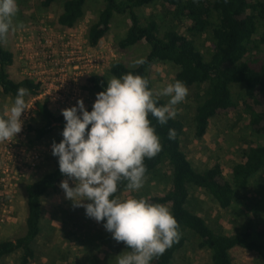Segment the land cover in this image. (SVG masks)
<instances>
[{
  "label": "trees",
  "instance_id": "trees-1",
  "mask_svg": "<svg viewBox=\"0 0 264 264\" xmlns=\"http://www.w3.org/2000/svg\"><path fill=\"white\" fill-rule=\"evenodd\" d=\"M58 0H43L42 6L50 8ZM88 0H66L59 16L60 26L72 29L85 16ZM104 7L98 19L88 30V42L98 47L111 29L114 18L127 16L131 26L118 43L121 51L146 43L150 52L143 64L129 68L122 62H115L104 74H93L86 81V90L95 100L104 91L107 81L128 73L139 74L149 79L154 88L151 68L155 63L172 64L179 71L176 80L187 87L204 86L198 99L195 116V136L202 140L213 119L237 110L239 99L234 97V86L244 87L242 107L249 117L253 132L264 136V0H102ZM159 2L163 18L177 24L187 22L186 33L181 34L176 25L162 31L158 19L149 18L143 22L140 10ZM10 34V33H9ZM9 36V35H8ZM210 42L206 52L200 48V41ZM14 63V54L0 45V96H9L13 102L20 88L29 90L30 99L41 94V85L31 79L14 81L8 68ZM161 105L167 104L160 98ZM93 104L88 108L92 110ZM1 111V110H0ZM38 116L43 121L40 128L28 126V133L35 132L36 140L42 141L58 125L63 129L66 121L62 114H56L47 99L38 104ZM161 139L162 151L152 159H146V177L159 174L162 168L171 170L169 191L161 196L147 198L150 202L171 206V211L180 226L178 242L169 248L153 264H172L188 242L185 232H191L200 240L199 247L211 253L213 264H234L232 252L236 248L255 254L264 261V225L255 230L251 223L245 231L226 235L211 226L202 216L189 208L192 190H204L218 203L221 209L229 210L243 192L252 185L255 178L264 172V145L252 146L243 154V161L234 165L227 179L221 166L198 172L182 150L185 124L171 119L166 125L149 117ZM169 129H175L176 138L170 140ZM145 177V178H146ZM63 176L57 164L54 171L27 185L28 217L26 232L15 240L0 241V264L14 255L20 256V264H30L36 258V245L43 233L44 201L50 194L60 192ZM126 189L121 186V195ZM258 227V225H257ZM119 246L127 251L123 242Z\"/></svg>",
  "mask_w": 264,
  "mask_h": 264
},
{
  "label": "rangeland",
  "instance_id": "rangeland-1",
  "mask_svg": "<svg viewBox=\"0 0 264 264\" xmlns=\"http://www.w3.org/2000/svg\"><path fill=\"white\" fill-rule=\"evenodd\" d=\"M42 1L17 0L19 11L13 19V24H22L23 27H16L15 31H11L4 43V48L14 54V63L8 68V72L16 82L28 78L27 65L33 61L35 53L42 55L47 50H55L58 53L65 49L70 51L71 45L78 43V46L88 47V30L104 7L102 0H88L84 18L74 28L67 29L58 23L66 0H58L50 8H44ZM140 15L143 22L152 17L158 19L162 31L176 25L181 34L186 33L187 22L180 25L169 19L165 20L159 2L141 9ZM130 26L127 16L117 15L109 33L95 49L104 54L111 65L120 61L129 68H136L140 65L136 61H144L150 52L146 43L124 52L119 49L118 43L125 37ZM260 31H264V21ZM200 42V48L206 55L212 44L205 40ZM178 71V67L172 64L155 63L151 68L155 90L159 91L177 81ZM86 84L85 81V88ZM188 89L189 94L185 101L176 106V119L185 124L182 150L198 172L221 166L228 179L231 168L243 161L245 151L252 146L264 145V136L253 132L249 117L243 111L244 87L232 88L234 97L239 99V108L213 119L202 140L195 136L194 120L198 99L205 87L194 86ZM85 92L90 107L95 102V96L86 89ZM161 99L168 103V97ZM12 103L11 97L0 96L1 111ZM30 124L37 129L42 127L43 121L37 114ZM63 130L58 125L42 141L35 139V132L28 133L26 151L32 156L36 150L40 154V160L34 166L29 165L26 172H17L15 168L7 184L0 180V241L15 240L25 234L28 217L26 187L56 168L58 158L52 155V145L53 142L59 143L63 139ZM171 176L170 168L164 167L159 174L146 177L144 187L138 192L126 190L120 196L149 198L164 195L170 189ZM69 183L70 186H75L74 182ZM191 195L189 208L226 235L245 231L248 223H251L255 230L264 225V172L255 178L246 192L238 196L229 210L221 209L204 190L194 188ZM167 207L171 210V206ZM185 234L188 242L176 254L172 264H213L211 253L199 247V238L188 231ZM125 251L106 231L103 223L88 218L84 207H74L61 189L57 194H50L44 201L43 233L36 245V258L30 264H116V257ZM232 258L234 264H264L258 256L242 248L233 250ZM2 264H20V256L14 255Z\"/></svg>",
  "mask_w": 264,
  "mask_h": 264
},
{
  "label": "clouds",
  "instance_id": "clouds-1",
  "mask_svg": "<svg viewBox=\"0 0 264 264\" xmlns=\"http://www.w3.org/2000/svg\"><path fill=\"white\" fill-rule=\"evenodd\" d=\"M18 11L17 0H0V45L16 27H23L13 24ZM149 84L148 78L131 72L112 77L97 94L91 111L83 100L62 111L66 121L63 139L52 145V155L67 177L60 184L66 199L74 207H84L88 218L103 223L115 241L126 245L127 251L116 257V264H153L180 238L178 221L166 205L145 197L117 195L121 186L127 191L141 190L147 173L145 160L162 151L149 117L166 125L176 118V106L189 94L180 80L159 91ZM28 95V89H18L11 106L0 111V142L22 132ZM161 97H168V103L161 105ZM176 135L175 129H169L170 140Z\"/></svg>",
  "mask_w": 264,
  "mask_h": 264
},
{
  "label": "built area",
  "instance_id": "built-area-1",
  "mask_svg": "<svg viewBox=\"0 0 264 264\" xmlns=\"http://www.w3.org/2000/svg\"><path fill=\"white\" fill-rule=\"evenodd\" d=\"M79 44L71 45L70 51L65 49L58 53L47 50L42 55L35 53L33 61L28 63L27 79L41 85V94L28 101L27 112L22 117L25 121L22 132L10 141L0 142L2 183L7 184L11 180L15 168L17 172H26L29 165L34 166L40 160V154L36 150L29 156L25 146L28 143V126L37 115L40 101L47 99L52 110L59 114L76 106L79 100H83L86 108H89L85 81L93 74H102L111 64L89 42L85 48L78 46Z\"/></svg>",
  "mask_w": 264,
  "mask_h": 264
}]
</instances>
